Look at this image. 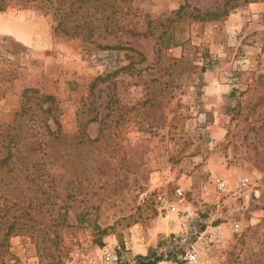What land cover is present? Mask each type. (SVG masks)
<instances>
[{"label":"rangeland","instance_id":"rangeland-1","mask_svg":"<svg viewBox=\"0 0 264 264\" xmlns=\"http://www.w3.org/2000/svg\"><path fill=\"white\" fill-rule=\"evenodd\" d=\"M221 1L126 0L121 20L136 31L150 20L152 35L96 43L55 36L38 9L1 11V128L23 89L37 88L55 97L62 137L47 147L43 135L20 141L11 170L0 167L19 196L0 195V264H103L104 248L118 254L116 264L170 259L187 246L174 240L181 232L197 241L198 260L186 264H264V0L219 21L188 16L189 5ZM98 43L131 46L145 59L90 92L96 75L128 63L126 51ZM92 107L98 119L86 123ZM81 127L94 144H79ZM242 176L249 183L238 190ZM177 187L179 211H159L157 195L173 198ZM183 210L192 213L186 229ZM13 219L25 229L4 239ZM212 226L222 231L218 242L196 239Z\"/></svg>","mask_w":264,"mask_h":264},{"label":"trees","instance_id":"trees-1","mask_svg":"<svg viewBox=\"0 0 264 264\" xmlns=\"http://www.w3.org/2000/svg\"><path fill=\"white\" fill-rule=\"evenodd\" d=\"M125 1L126 0H0V11L14 7L20 9H38L44 15L50 16L53 23L52 31L55 36L64 37L66 39L80 38L82 41L89 43H96L97 39L107 38L125 32L133 35H152L153 32L150 27V20L148 27L144 31H136L132 27H128V24L121 20L122 12L125 9L122 2ZM253 1L256 0H222L206 9L189 5L190 11L188 16L189 18L200 22L219 21L228 17L229 14L239 6H243ZM186 5L188 4L185 3L179 6L175 12L177 17L182 16ZM173 19L175 18H169V21H172ZM97 46L101 49L114 48L126 51L128 63L119 66L112 72L96 75L89 84L90 92L93 91L97 82H103L120 71L133 69V65L137 60L143 61L145 59L141 52L131 46L100 43H98ZM21 96L23 98V103L21 104L19 111L15 112V118L10 124L4 125L5 128L3 129L1 128L3 124H0V167H6L8 170H11L8 161L13 157L14 150L20 141L23 142L25 139L35 138L37 135H43L40 142L47 147L56 141H60V138L62 137V132L55 114V97L51 94L39 93L37 88L28 87L23 89ZM35 98H37V100L33 101ZM44 104H48V106L45 107ZM91 111H93V114L88 117L86 123L94 122L98 119V114L94 111L93 107L91 108ZM49 120L52 124H55V129H52ZM31 122H37L44 131L35 130V128L31 126ZM14 123L19 125L26 123L27 125L25 124L24 128L23 125H21L12 132ZM45 131L46 133H44ZM76 134L80 136L79 144L92 145L97 140V137L84 140L83 137H86V133L82 127ZM46 153L48 154V152H45L43 155L45 156ZM81 154L82 153L79 152V156ZM6 185L13 190V192H11L13 195L11 198H9L8 195L5 196L2 194V188H6ZM0 195L9 202L11 199L19 198L17 194V186L9 185V182H7L5 178H0ZM24 229V225L18 226L16 220L13 219V221H11L6 227L4 239H7L15 233L22 232ZM153 262H144L140 264Z\"/></svg>","mask_w":264,"mask_h":264},{"label":"built area","instance_id":"built-area-1","mask_svg":"<svg viewBox=\"0 0 264 264\" xmlns=\"http://www.w3.org/2000/svg\"><path fill=\"white\" fill-rule=\"evenodd\" d=\"M249 183L248 176H242L238 179L235 183V188L238 190H242L245 188ZM216 187L220 192L229 191L227 188V184L225 181L217 180ZM184 197L183 191L181 188L177 187L174 190L173 198L169 197L167 193L160 192L157 195V208L159 211H168L170 213L178 212V208L176 206V199L182 200ZM192 218V213L188 210H183L181 215V227L186 229L188 226V221ZM235 227H238L235 224ZM196 239L199 240L201 237L205 236V240L207 243L212 244L218 242L221 239L222 231L220 226H212L211 229L207 227L203 228L196 234ZM186 234L184 235L182 232L179 236L174 238L177 244H186V248H183L182 251L178 253H173V256L170 259H163L158 260L153 263H146V264H186L195 262L198 260V250L196 248V242L191 241L190 243L187 241ZM119 260L118 254L113 249L104 248L101 256V261L103 264H116ZM69 264H77L75 259H72Z\"/></svg>","mask_w":264,"mask_h":264},{"label":"crops","instance_id":"crops-1","mask_svg":"<svg viewBox=\"0 0 264 264\" xmlns=\"http://www.w3.org/2000/svg\"><path fill=\"white\" fill-rule=\"evenodd\" d=\"M249 4H252V2L251 3H249ZM0 13H1V11H0ZM0 17H1V14H0ZM3 26V22H2V20H1V18H0V28ZM2 29H3V27H2Z\"/></svg>","mask_w":264,"mask_h":264}]
</instances>
